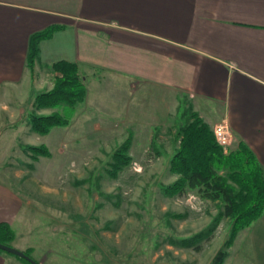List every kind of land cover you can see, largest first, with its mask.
<instances>
[{
    "label": "crops",
    "instance_id": "1",
    "mask_svg": "<svg viewBox=\"0 0 264 264\" xmlns=\"http://www.w3.org/2000/svg\"><path fill=\"white\" fill-rule=\"evenodd\" d=\"M50 25L62 27L40 42L32 71L29 37ZM59 60L77 63L85 80L102 75L101 93L87 86L86 99L121 109L132 124L166 125L181 102L211 129L225 119L264 170V0H0V90L42 84L39 69ZM130 137L132 148L139 130ZM23 187L0 177V222L13 228V246L39 264L68 261L57 228L32 230L37 208ZM235 243L248 257L254 247L250 258L264 264V213ZM8 254L0 264H23Z\"/></svg>",
    "mask_w": 264,
    "mask_h": 264
},
{
    "label": "rangeland",
    "instance_id": "2",
    "mask_svg": "<svg viewBox=\"0 0 264 264\" xmlns=\"http://www.w3.org/2000/svg\"><path fill=\"white\" fill-rule=\"evenodd\" d=\"M38 72L37 80L46 77L42 84L0 90V177L24 185L26 200L37 208L32 230L60 231L58 246L67 245L72 257L57 264H210L231 233V219L219 216L222 205L191 190L173 196L163 191L177 178L170 159L192 108L181 102L166 125L154 126L128 122L121 109L100 105L93 95L71 110H38L34 97L53 87L54 70L46 66ZM101 76L83 77L92 94L101 93L94 85ZM53 111L69 112V123L46 134L32 130L31 112ZM138 130L131 163L110 175L113 153ZM41 144L50 155L35 158L27 147ZM242 230L223 264H254L251 256L256 262L254 247L249 257L237 254L234 242Z\"/></svg>",
    "mask_w": 264,
    "mask_h": 264
},
{
    "label": "trees",
    "instance_id": "3",
    "mask_svg": "<svg viewBox=\"0 0 264 264\" xmlns=\"http://www.w3.org/2000/svg\"><path fill=\"white\" fill-rule=\"evenodd\" d=\"M61 27L50 25L30 35L26 61L32 71L39 54L40 42L50 38ZM52 69L59 75L55 76L51 89L35 95L33 106L36 109L66 107L71 110L85 100L87 86L77 63L59 60L52 64ZM69 115V112L64 115L59 111L50 114L31 112L29 122L33 131L46 134L54 126L68 124ZM175 141L177 147L170 159V171L176 174L177 178L166 185L163 191L173 196L183 195L191 190L222 205L219 216L231 219V233L210 264H223L227 249L236 234L251 226L264 213L263 167L245 145L240 144L236 149L225 152L216 142L211 127L191 110L187 122L178 130ZM131 142L129 136L113 153V161L108 170L110 175L116 176L131 163ZM27 149L35 158L39 155H50L44 144L30 145ZM14 238L15 232L11 225L8 222H0V242L11 245L10 242ZM0 252L6 251L0 249ZM25 252L32 256L31 249ZM16 257L23 264H31L19 256Z\"/></svg>",
    "mask_w": 264,
    "mask_h": 264
},
{
    "label": "built area",
    "instance_id": "4",
    "mask_svg": "<svg viewBox=\"0 0 264 264\" xmlns=\"http://www.w3.org/2000/svg\"><path fill=\"white\" fill-rule=\"evenodd\" d=\"M216 142L223 147L225 152L237 148V140L233 135L229 123L224 119L212 127Z\"/></svg>",
    "mask_w": 264,
    "mask_h": 264
},
{
    "label": "water",
    "instance_id": "5",
    "mask_svg": "<svg viewBox=\"0 0 264 264\" xmlns=\"http://www.w3.org/2000/svg\"><path fill=\"white\" fill-rule=\"evenodd\" d=\"M0 249L3 251H6L8 253H11L13 255L19 256V257L27 260L31 264H39V262L35 258L28 255L25 251L18 249L12 245L0 242Z\"/></svg>",
    "mask_w": 264,
    "mask_h": 264
}]
</instances>
